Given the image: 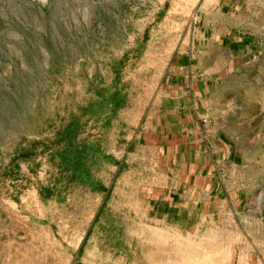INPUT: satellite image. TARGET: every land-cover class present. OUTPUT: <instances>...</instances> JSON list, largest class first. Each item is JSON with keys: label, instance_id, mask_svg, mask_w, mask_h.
<instances>
[{"label": "rangeland", "instance_id": "rangeland-1", "mask_svg": "<svg viewBox=\"0 0 264 264\" xmlns=\"http://www.w3.org/2000/svg\"><path fill=\"white\" fill-rule=\"evenodd\" d=\"M211 40L264 200V0H0V264L217 260L157 218L133 163L169 61Z\"/></svg>", "mask_w": 264, "mask_h": 264}, {"label": "crops", "instance_id": "crops-1", "mask_svg": "<svg viewBox=\"0 0 264 264\" xmlns=\"http://www.w3.org/2000/svg\"><path fill=\"white\" fill-rule=\"evenodd\" d=\"M187 52L169 61L135 134L133 163L146 167L139 193L165 224L201 233L213 264H264L261 181L222 99L228 46L211 40Z\"/></svg>", "mask_w": 264, "mask_h": 264}, {"label": "bare ground", "instance_id": "bare-ground-1", "mask_svg": "<svg viewBox=\"0 0 264 264\" xmlns=\"http://www.w3.org/2000/svg\"><path fill=\"white\" fill-rule=\"evenodd\" d=\"M214 263V262H213ZM175 264H178V263H175ZM199 264H205L204 262H202V263H199ZM206 264H208V263H206Z\"/></svg>", "mask_w": 264, "mask_h": 264}]
</instances>
